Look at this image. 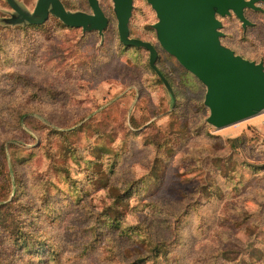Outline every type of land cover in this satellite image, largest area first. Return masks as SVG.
I'll return each mask as SVG.
<instances>
[{
    "label": "rangeland",
    "instance_id": "obj_1",
    "mask_svg": "<svg viewBox=\"0 0 264 264\" xmlns=\"http://www.w3.org/2000/svg\"><path fill=\"white\" fill-rule=\"evenodd\" d=\"M14 1L34 15L41 0ZM60 1L92 13L87 0ZM97 1L102 30L53 13L13 23L0 0V204L18 179L15 212L57 247L47 264H264V110L215 128L205 85L160 46L147 0H131L129 37L153 45L167 85L149 50L120 42L114 0ZM255 6L246 26L217 15L219 39L264 67V0ZM145 233L168 253L146 258ZM9 240L0 232V247Z\"/></svg>",
    "mask_w": 264,
    "mask_h": 264
},
{
    "label": "water",
    "instance_id": "obj_2",
    "mask_svg": "<svg viewBox=\"0 0 264 264\" xmlns=\"http://www.w3.org/2000/svg\"><path fill=\"white\" fill-rule=\"evenodd\" d=\"M258 1L261 0H147L158 18L155 28L160 46L205 85L203 102L209 111L206 120L215 128L237 123L264 110L263 65L221 45V22L217 18L232 11L246 26L250 22L243 10L256 9ZM7 2L15 12L13 23L42 24L49 13L69 27L102 30L107 22L97 0H87L92 13H70L60 0H41L34 15L14 0ZM114 8L120 42L149 50L150 66L167 85L155 66L157 53L153 45L129 37L131 0H114Z\"/></svg>",
    "mask_w": 264,
    "mask_h": 264
},
{
    "label": "trees",
    "instance_id": "obj_3",
    "mask_svg": "<svg viewBox=\"0 0 264 264\" xmlns=\"http://www.w3.org/2000/svg\"><path fill=\"white\" fill-rule=\"evenodd\" d=\"M68 180L71 185L76 183L69 177ZM5 185H7L8 191L13 193V196L10 200L0 204V227L3 228L0 229V232L10 239L5 246L3 245V247H0V264H47V261L44 262V260H48V258L51 261L56 260V257L58 256L57 247L52 242L49 243L44 239L33 236V233L36 230L32 228V225L25 223L28 222V220L24 221V218L20 217L23 213H20L19 215L15 212L17 211L16 203H18L17 192L20 188L18 179L15 178L13 181L4 182V186ZM132 186L133 184H129L125 189L118 192L115 197V202L129 198L134 190L132 189ZM7 198L8 197L1 200H6ZM28 212H30V208L27 209L25 214H29ZM114 220L113 224L111 220V223L108 225L109 228H112V231L113 229H118L119 224L118 218H115ZM144 222L145 220L141 219L137 228L142 229V224ZM97 227H99L98 223L95 225V228ZM149 227L150 226L148 225L147 227L144 226V231ZM145 234V241L148 243V251L145 255L146 258L156 260L157 257L161 255L165 256L168 253V243L153 240L151 235H148L147 233ZM1 244L3 243L1 242ZM17 250H22L23 253L28 255V258L21 257L17 253ZM142 261L143 258H140L127 264H137Z\"/></svg>",
    "mask_w": 264,
    "mask_h": 264
}]
</instances>
